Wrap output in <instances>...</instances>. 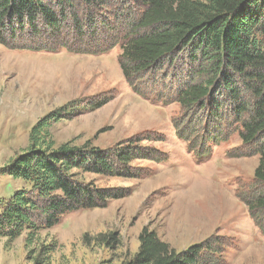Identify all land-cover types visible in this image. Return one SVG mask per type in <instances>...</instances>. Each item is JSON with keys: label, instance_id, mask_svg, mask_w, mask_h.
I'll return each instance as SVG.
<instances>
[{"label": "rangeland", "instance_id": "374dc122", "mask_svg": "<svg viewBox=\"0 0 264 264\" xmlns=\"http://www.w3.org/2000/svg\"><path fill=\"white\" fill-rule=\"evenodd\" d=\"M74 4L60 36L42 22L38 36L24 33L25 42L47 50L0 44V168L29 147L38 121L67 104L70 117L50 130L56 147L91 141L111 151L134 143L150 158L136 159L129 177L82 174L86 183L123 197L64 215L33 244L27 232L12 243L0 239V264H124L138 252L145 226L167 233L177 251L207 241L201 264H264V207H250L264 195V183L254 178L264 134L246 144L241 132L252 112L241 118L237 112L255 100L251 83L236 77L237 101L216 81L200 104L182 103L187 87L214 80L194 62L197 50L181 49L134 76L123 49L134 36L151 33L138 28L145 8L136 0ZM121 63L143 95L129 86ZM103 100L109 101L91 110ZM23 188L30 184L0 174L1 198ZM107 234L120 243L104 242L100 236Z\"/></svg>", "mask_w": 264, "mask_h": 264}, {"label": "trees", "instance_id": "16d2710c", "mask_svg": "<svg viewBox=\"0 0 264 264\" xmlns=\"http://www.w3.org/2000/svg\"><path fill=\"white\" fill-rule=\"evenodd\" d=\"M136 1L145 8L138 28H151L152 31L134 36L124 46L123 56L133 64L134 76L181 49L190 47L195 53L197 50L199 56L193 55L194 62L201 61L214 80L187 87L180 102L189 106L200 104L216 81L225 87L232 100L237 101L240 88L236 77L243 78L247 86L251 83L255 100L251 107L237 108L239 118L248 110L252 112L251 120L243 125L241 136L246 144L255 143L264 134V0ZM76 2L98 6L103 0H0V44L13 49L47 50L48 47H35L31 40L25 42L24 33L38 36L43 30L39 26L42 22L60 36L61 20ZM121 66L129 86L134 89L133 73L123 63ZM134 91L143 95L137 88ZM108 101H101L91 110L101 108ZM70 105L38 121L31 130L29 147L0 168V174L30 184V188L16 191L8 200L0 197V239L12 243L27 232L30 245L37 241L41 230L52 229L68 213L106 208L112 199L123 196L86 183L80 179L81 175L129 177L131 164L136 159L150 158L140 154L134 143L111 151L94 147L91 141L83 146L67 142L56 147L50 130L54 123L70 117L67 111ZM258 154L261 158L254 178L264 183V145ZM198 157L210 158L202 153ZM255 203L250 205L252 210L255 206L264 207V195ZM100 237L109 244L120 243L116 234ZM139 241L138 252L124 264H201L209 249L205 241L177 251L150 226L142 229Z\"/></svg>", "mask_w": 264, "mask_h": 264}, {"label": "crops", "instance_id": "0c3cea01", "mask_svg": "<svg viewBox=\"0 0 264 264\" xmlns=\"http://www.w3.org/2000/svg\"><path fill=\"white\" fill-rule=\"evenodd\" d=\"M213 229H215V228H213ZM156 232L158 233L157 230H156ZM165 234H167V233H165ZM165 234H164V235H161V233H160V234H158V235H159V237H160L163 241H165V242H167V243H169V244H172V238H171L170 236H166ZM207 234H209V232L206 233V234H204L203 239H205V237H206ZM203 239H202V240H203Z\"/></svg>", "mask_w": 264, "mask_h": 264}]
</instances>
